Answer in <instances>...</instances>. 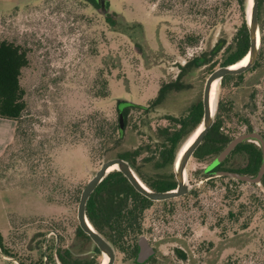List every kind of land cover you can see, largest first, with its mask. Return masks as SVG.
Listing matches in <instances>:
<instances>
[{
	"label": "rangeland",
	"instance_id": "obj_1",
	"mask_svg": "<svg viewBox=\"0 0 264 264\" xmlns=\"http://www.w3.org/2000/svg\"><path fill=\"white\" fill-rule=\"evenodd\" d=\"M97 1L0 0V37L25 51L26 65L19 70L25 103L19 133L38 150L27 159L10 145L0 155L8 160L0 164V241L12 256L0 249V264H47L42 256L49 251L59 264L54 249L71 250L73 257L77 251L87 256V249L89 254V243L74 236L81 188L118 148L145 139L140 123L168 125L166 116L184 115L190 103L201 101L205 78L221 59V51L210 55V49L217 40L227 44L238 23L234 0L224 9L222 0H105L104 13ZM105 15L119 20L113 23L116 31ZM188 33L197 37L193 45L186 43ZM197 57L200 62L192 60ZM98 68L106 80L103 98L90 92ZM158 95L147 114L128 111L124 141L104 154L91 155L88 140H75L66 127L90 108L115 122L118 99L146 105ZM218 97L231 98L233 110L248 113L253 128L263 133L264 64L247 69L226 88L217 82L213 112ZM242 132L238 126L232 135ZM215 158L198 161L190 155L184 167L187 194L172 200L169 213H163L161 203L144 212L143 226L149 230L144 237L154 249L147 264H264V209L251 214L248 200L251 193L264 200V186L233 184L216 174L202 178ZM238 164L234 155L226 165ZM226 183L237 193L229 204L234 216L227 221L228 205L221 199ZM112 264L133 263L114 251Z\"/></svg>",
	"mask_w": 264,
	"mask_h": 264
},
{
	"label": "trees",
	"instance_id": "obj_2",
	"mask_svg": "<svg viewBox=\"0 0 264 264\" xmlns=\"http://www.w3.org/2000/svg\"><path fill=\"white\" fill-rule=\"evenodd\" d=\"M234 1L238 9V23L235 31L227 44L222 40H217L210 49V55H215L221 51L219 66L238 63L245 57L244 55L247 53L249 47L245 18L247 0ZM220 6L223 9L229 7L230 0H222ZM209 18L213 20V17ZM104 21L116 31L113 23L119 22V20H111L110 17L105 15ZM257 21L260 34L259 54L254 64L247 69H253L264 64V0H258L257 2ZM184 38L188 45H193L197 41V37L193 33L186 34ZM19 48L12 42L0 37V117L9 118L14 121L12 139L3 149L2 153L7 151L11 145L15 146V150L18 153H22V156L28 159L30 156L38 153V150L26 145L19 133L21 131L18 123L25 107L22 97L23 89L19 85V70L26 65L25 51L24 49L19 50ZM92 54H96L95 50ZM192 60L194 62L201 61L198 57ZM182 67L183 65L180 66V68ZM245 71L222 76L218 80L220 87L226 88L229 86L231 80L241 79ZM94 79L96 83L94 82L92 87H90L92 88L90 91L91 96L93 98L107 96L106 80L101 75L100 68L96 70ZM96 84L98 85L95 86ZM159 94L163 95V88L159 89ZM254 96L255 93H252V98ZM158 100L159 95L146 105H141L125 99H118L115 103L117 121L109 120L100 110L90 108L85 115H79L73 121H69L66 127L72 133L75 140H88V149L91 155L99 152L104 154L112 147L121 146V143L124 141L123 122H125L128 111L136 109L142 115H145L151 111ZM233 107L234 104L231 98H217L212 123L191 153L198 161L209 155L217 156L215 164L202 170L201 176L204 179L217 174L215 171L223 170L254 175L262 161L260 148L255 143H251V141L243 140L233 148H226V144L232 138L235 128L243 126L245 129L244 133L251 132L254 129L250 123L248 113H245L246 115L237 113L233 110ZM201 114V102L197 100L189 104L184 115L179 117L166 116L165 119L171 121L168 125H158L151 128L148 122H142L139 127L142 128L145 139H142V142L136 146L125 149L118 148L111 157H119L125 160L140 182L150 190H170L176 184L173 174L175 157L181 146L200 122ZM262 136L264 138V131ZM234 155L239 158L240 164L237 166L226 165L230 163ZM1 163L7 165L8 160L3 161L0 159ZM208 168L210 169L208 170ZM218 176L228 177L229 182L233 184L246 182L221 173ZM259 183L264 186V174ZM252 184L256 185L257 183ZM196 192L191 191L189 194L196 196ZM186 194L187 192L180 196L161 201L149 200L137 192L118 170L112 169L104 175L89 194L85 202L84 212L89 225L111 246L113 251L124 255L133 264H136L137 243L141 238H145V234L149 231L148 228L145 229L143 226L144 212L154 203H161L163 213H169L172 209V200ZM234 198H237V193L231 189L230 183H226L221 192V199L228 205L226 221L229 219V216H234V212L232 211L233 206L229 205ZM248 198V200L251 199V214H254L255 210L264 209V200L257 194L251 193V197ZM241 207H244V205L241 204ZM236 212L239 214V211ZM235 214L237 216V213ZM222 220L221 222H223ZM222 227L224 226L222 225ZM74 233L75 237L83 240L86 245L89 243L91 246L89 254L87 256L73 257L68 250H63V253L59 254L54 249L53 255L56 256L58 263L100 264L101 255L89 238L78 227H76ZM0 249L3 256L12 257L1 245V241ZM81 253L82 251H77V254ZM175 253L180 259L184 258L179 250L176 249ZM42 257L46 258L47 264H55L50 251L46 256ZM151 258L145 264L149 263ZM18 262L19 264H24L20 260ZM39 264H43V262L41 263L40 261Z\"/></svg>",
	"mask_w": 264,
	"mask_h": 264
},
{
	"label": "water",
	"instance_id": "obj_3",
	"mask_svg": "<svg viewBox=\"0 0 264 264\" xmlns=\"http://www.w3.org/2000/svg\"><path fill=\"white\" fill-rule=\"evenodd\" d=\"M104 1L105 0L97 1L99 4V9L102 12L106 10L104 7ZM257 2L258 0H247L246 3L245 18H246V30H247L249 47L247 53L244 55L247 56L245 62L237 67H232L231 66L232 64L226 66H218L212 69L205 78L202 87L201 101H200L201 110H202L201 120L198 123V125L194 128V130L198 126H200V129L198 133L195 135V137L191 140L189 145H187L186 147H183V145L181 146L175 157L173 163V174L176 184L174 188L165 191L150 190L145 185H143L142 182H140L138 177L129 167L128 163L119 157H112L102 161L99 167L94 171L93 175L85 182V184L81 188L76 205L77 225L78 228L89 238L92 244L96 247L100 255L106 259L105 264L113 263L114 252L111 246L89 225V222L85 217L84 206L89 194L93 191L95 186L104 177V175L109 171L108 167L111 165L115 166L114 169L118 170L137 192H139L149 200H164V199L180 196L187 192V186L185 184V179H184V167L186 161L212 123L213 110H210L209 101H208L209 90L212 82L216 79L219 80L224 75L238 74L245 71L248 67L254 64V62L258 57L259 49H260V34H259L258 21H257ZM247 8L249 9L248 15H247ZM194 130L191 132V134L194 132ZM251 138H257L262 148V161L256 174L247 175V174H240L237 172H232L227 170L220 171L221 174L227 175L229 177L238 180L246 181L248 183L260 182L261 177L264 174V139L262 138V136L257 132L242 133L234 137L227 145V147L231 148L237 142H240L242 139H251ZM137 246H138V253L135 259L137 263H141L147 257L153 254L152 248L147 244V242L143 238H141L138 241Z\"/></svg>",
	"mask_w": 264,
	"mask_h": 264
},
{
	"label": "bare ground",
	"instance_id": "obj_4",
	"mask_svg": "<svg viewBox=\"0 0 264 264\" xmlns=\"http://www.w3.org/2000/svg\"><path fill=\"white\" fill-rule=\"evenodd\" d=\"M248 8H247V15H248ZM246 57L247 56H245L241 61H239L238 63H235V64H233V65H231L232 67H237V66H239V65H242L244 62H245V60H246ZM217 82H218V80L216 79V80H214L213 82H212V84H211V86H210V90H209V96H208V101H209V106H210V110H213V104H214V97H215V90H216V85H217ZM199 129H200V126H198L195 130H194V132L188 137V139L185 141V143L183 144V147H186L187 145H189V143L191 142V140L195 137V135L198 133V131H199ZM115 168V166L114 165H111V166H109L108 167V170H110V169H114ZM184 177H185V172H184ZM105 262H106V259L105 258H103V262L101 263V264H105Z\"/></svg>",
	"mask_w": 264,
	"mask_h": 264
},
{
	"label": "crops",
	"instance_id": "obj_5",
	"mask_svg": "<svg viewBox=\"0 0 264 264\" xmlns=\"http://www.w3.org/2000/svg\"><path fill=\"white\" fill-rule=\"evenodd\" d=\"M14 121L9 118L0 117V154L13 136Z\"/></svg>",
	"mask_w": 264,
	"mask_h": 264
},
{
	"label": "flooded vegetation",
	"instance_id": "obj_6",
	"mask_svg": "<svg viewBox=\"0 0 264 264\" xmlns=\"http://www.w3.org/2000/svg\"><path fill=\"white\" fill-rule=\"evenodd\" d=\"M105 3H106V1H104V7H105ZM97 5H98V3H97ZM99 6V5H98ZM106 9V8H105ZM106 11V10H105ZM251 132H257L258 134H260L261 136H262V134L259 132V131H256L255 129H253V130H251ZM242 133H244V132H242ZM242 133H240V134H242ZM240 134H238V135H240ZM238 135H236V136H238ZM236 136H234V137H236ZM234 137H232L230 140H229V142L226 144V146L230 143V141L234 138ZM262 138H263V136H262ZM264 139V138H263ZM243 140H247V141H251V143H255L259 148H260V151H261V155H262V148H261V144H260V142H259V140L257 139V138H251V139H242L241 141H243ZM240 141V142H241ZM254 141H256V142H254ZM237 143H239V142H237ZM237 143L233 146V147H235L236 145H237ZM232 147V148H233ZM217 157V156H216ZM261 164V163H260ZM259 167H260V165H259ZM259 167H258V169H259ZM213 168V167H212ZM210 168H208V170H209ZM258 169H257V171H258ZM217 174L216 175H219L220 174V171H215ZM232 172H234V171H232ZM78 201V200H77ZM152 201H161V200H152ZM77 205V204H76ZM85 207V206H84ZM84 214H85V212H84ZM75 217H76V212H75ZM86 217V216H85ZM87 219V218H86ZM77 221V220H76ZM88 221V220H87ZM77 227H78V225H77ZM80 230V229H79ZM81 231V230H80ZM82 232V231H81ZM83 233V232H82ZM74 236H75V233H74ZM146 242H147V240H146V238H143ZM147 244H148V242H147ZM149 245V244H148ZM150 246V245H149ZM87 247H88V245H87ZM151 248H152V246H150ZM57 250V249H56ZM152 250H153V254L152 255H150L149 257H147L144 261H142L141 263H137L136 262V260H135V262H136V264H145V262L150 258V257H153V255H154V249L152 248ZM70 253H71V255L73 256V254H72V252H71V250H68ZM57 252L59 253V254H61V253H63V251H59V250H57ZM114 252V251H113ZM83 253V252H82ZM82 253L81 254H77V252H76V257H80V256H82ZM86 253H87V255H88V249H87V251H86ZM137 253H138V246H137V251H136V255H135V259H136V256H137ZM152 259V258H151ZM150 259V260H151ZM103 262V261H102Z\"/></svg>",
	"mask_w": 264,
	"mask_h": 264
}]
</instances>
